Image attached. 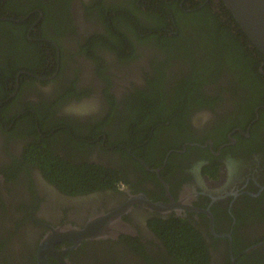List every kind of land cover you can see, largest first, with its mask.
<instances>
[{"label":"flooded vegetation","instance_id":"flooded-vegetation-1","mask_svg":"<svg viewBox=\"0 0 264 264\" xmlns=\"http://www.w3.org/2000/svg\"><path fill=\"white\" fill-rule=\"evenodd\" d=\"M53 235L47 264H264V58L221 0H0V264Z\"/></svg>","mask_w":264,"mask_h":264},{"label":"water","instance_id":"water-1","mask_svg":"<svg viewBox=\"0 0 264 264\" xmlns=\"http://www.w3.org/2000/svg\"><path fill=\"white\" fill-rule=\"evenodd\" d=\"M223 5L230 11L232 17L238 23L244 32L250 45L256 48L264 57V0H221ZM121 207L111 211L105 217H101L92 222V226L83 231H75L78 237H87L91 234L106 236L112 233L110 237H115L122 232L123 225L119 222ZM117 223V227H116ZM55 235H59L56 233ZM48 236L41 244L38 253L39 264H47V255L52 249L54 242L60 241L58 238Z\"/></svg>","mask_w":264,"mask_h":264},{"label":"trees","instance_id":"trees-1","mask_svg":"<svg viewBox=\"0 0 264 264\" xmlns=\"http://www.w3.org/2000/svg\"><path fill=\"white\" fill-rule=\"evenodd\" d=\"M131 6H133L135 10H140V8H137L134 5V3ZM187 15L188 17H191L189 16L191 15V13ZM171 24H175L174 26L177 27L175 29L177 33L178 31L179 33L181 32L178 20H173ZM143 29L144 27L141 28V30ZM250 52H253L255 55L259 56L261 60L264 58L262 54L256 48L252 47L251 45H250ZM259 62L260 60H258L257 63L254 60L252 67L256 68ZM254 73L255 74L258 73L257 69L254 70ZM174 228L175 229L172 231L171 235L170 234L168 235V241H169L170 246L173 248L176 254L179 253L178 256L180 258H185L186 255H189L190 257L193 251L197 250L198 246L200 247V244H199L200 241L194 238L192 234L187 232L188 228H186L184 225L178 224V225H175Z\"/></svg>","mask_w":264,"mask_h":264}]
</instances>
